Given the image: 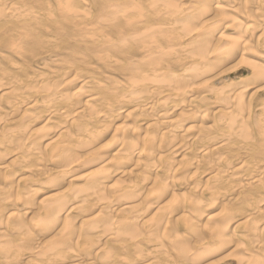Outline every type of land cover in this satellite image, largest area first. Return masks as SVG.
I'll use <instances>...</instances> for the list:
<instances>
[{"label":"bare ground","instance_id":"6f19581e","mask_svg":"<svg viewBox=\"0 0 264 264\" xmlns=\"http://www.w3.org/2000/svg\"><path fill=\"white\" fill-rule=\"evenodd\" d=\"M27 1L30 0H0V45L3 48H20L17 51L24 49L22 46L29 43L26 38L30 41L29 36L32 34H25L23 26L33 27L37 34L38 31L41 33L40 36L31 38L36 39L35 42L39 39L36 37H41L47 30L43 27L42 32L38 28L41 25L39 20L43 17H49L50 20L54 8L47 3V8L48 4L52 8L51 12L43 9L44 12L39 13L34 6L41 5L43 0H31L33 7H26ZM74 1L76 2L64 0V6V2L59 0V8L54 5L58 8V13L61 12L58 16L71 12L79 16L81 12L77 13L74 8L77 2L75 5L70 4ZM82 2L84 4L85 0L80 2L81 5ZM91 2L96 10V17L98 16L97 19L93 18L101 27L95 31L96 26L93 33H85V30L81 33H84V41L87 38L90 42L87 46L83 43L90 55L87 53L86 57L82 56L83 59L79 56L81 61L88 59V56L96 62L100 61L107 66L106 69L110 67L117 70V75L112 69L113 73L102 72L101 75L99 71L97 76L92 71L93 67L90 69L93 66L91 58L87 60L91 62L89 68L85 67L88 63L85 60V65L84 62L82 65L86 69L79 67L80 72L70 66L71 61H67L69 65L66 62L69 66L66 69L64 62L61 66L66 71L60 67L59 76L55 74L57 68H54V63L52 65L58 57L51 59L53 61L47 58L49 66L55 69L53 76L45 74L44 77L39 74V77L31 76L32 79H27L29 73L24 72L26 79H17V74V78L13 74L10 75L13 78H10L8 73L6 78H2L6 72L0 71V264H143L145 254L151 256L155 246L142 226L147 225L159 213L166 204H161L162 200L168 195L167 189L148 194L157 179V170L151 165L156 159L163 157L166 151H171L162 142L167 135L177 139L173 146L174 159L178 156H183L184 159L190 153H195L190 160L199 161L204 158L209 161V164L202 167L206 174L205 184L202 186L207 188L211 181L221 194L213 197L206 192L209 202L216 199L217 204L214 209H208L205 220L217 214L215 210L221 211L230 200L236 199L246 216L244 221L232 223L229 229L232 231L235 223L239 225L247 221L248 216L255 218L254 215L264 201V185L260 182L264 175L261 167L264 165L255 159L264 158V99L257 93L262 91L264 94V89H248L239 102L242 118L232 129L236 135L231 136V142H239L247 153L239 158L237 153L235 159V152L225 156L229 136L225 135L226 125L218 123V119L226 109L214 104V97L203 100L197 98L209 86L207 80L196 81L194 70H190L193 60L187 52V41L194 37L208 43L222 41L216 35L219 23H231L234 28L232 30L236 32L232 39L238 37L233 21L245 27L252 26L255 29L253 40L258 41L261 30L264 29V11L261 10L264 5L261 0H236L235 3L234 0ZM240 3H244L245 14L237 10ZM87 13L88 10L84 13L85 18H90ZM75 16L73 18L77 21L80 17L84 18L83 15L79 18ZM73 21L74 19L71 22ZM56 23L49 25L55 29L52 25ZM80 24H76L77 28L82 26ZM216 25L218 26L215 27ZM53 29L50 28L52 33L55 32ZM55 30L61 34V29ZM59 34L56 35L55 32V36L58 37ZM74 38L75 36L71 39ZM40 39L43 41V38ZM57 40L60 41L59 38ZM63 41H60L62 43L59 46L68 43ZM36 43L39 45L42 42ZM76 43L72 40V44ZM32 44L30 47L33 50L25 47L26 52L30 50L31 57L41 48L36 44L39 48L34 49ZM65 46L64 55L67 53ZM74 47L71 48L74 50ZM52 48L53 51L56 50L55 46ZM71 48L68 52L72 51ZM42 49L40 50L45 51L48 48ZM31 50L38 51L31 53ZM226 51L234 52L236 49ZM79 52H83L82 48ZM54 53L57 52H51L52 55ZM14 54H17L16 50ZM60 56V59H66L65 56ZM216 56L222 57L223 54L214 53V58ZM77 58L78 63L80 60ZM44 59L40 60L42 65ZM45 64L43 66L47 69L44 71H50L51 66L48 69ZM26 66L28 65L24 67ZM99 66L101 67L100 63ZM16 67L15 69L20 68ZM2 69L5 71V68ZM249 70L251 74L252 69ZM82 72L86 73L81 74ZM225 74L228 73L223 75ZM222 76L219 79L222 80ZM61 84L63 87H59ZM252 91L254 93L250 96ZM97 92L104 95L105 104L96 103ZM129 96L134 99H129ZM118 120H122L123 124L118 126ZM209 129L211 131H207ZM255 136L258 144L254 143ZM250 152L253 155L248 154ZM220 157L223 159L215 166L214 161ZM209 165H212L211 170ZM177 167L178 176H193L194 179L200 171V168L189 163L178 164ZM141 168L144 172H141ZM218 172L225 175L214 181L213 177ZM149 176L152 178L151 182L143 183L142 178L147 179ZM194 179L193 184L201 185L195 183ZM113 181L116 183L111 185ZM76 185H80L78 190ZM64 187L66 190L63 193H55ZM174 188L177 192L185 190L180 185H175ZM73 189L75 192L71 193ZM142 193L147 196L145 203L137 199ZM153 208L158 209L155 215H151ZM177 209L178 206H174L172 211ZM58 225L61 226L59 232L52 239L49 238L50 230ZM240 235L249 242V252L258 258L256 250L250 246L255 242L257 232L248 228L243 229ZM45 237L51 240L44 242ZM104 245L109 246L104 248ZM148 247L150 251L145 253ZM236 264H240L238 259Z\"/></svg>","mask_w":264,"mask_h":264},{"label":"clouds","instance_id":"9594fccd","mask_svg":"<svg viewBox=\"0 0 264 264\" xmlns=\"http://www.w3.org/2000/svg\"><path fill=\"white\" fill-rule=\"evenodd\" d=\"M261 4L264 5V0H261ZM237 10L245 14L244 3H240ZM261 10L264 11V7ZM233 24L238 32V37L235 39L227 38L218 43H208L194 37L187 41L188 56L193 60L190 70H194L196 81H215L210 83L205 92L197 98L203 100L214 97L213 103L226 109L218 119V123L226 125L225 135L229 136L226 145L228 151L225 156L245 150L239 142L236 144L231 142V136L236 135L232 129L242 118L239 102L248 89H264V29L261 30L262 34L257 41L253 40L255 29L252 26L245 27L237 21H233ZM226 49H236V51L230 52ZM214 53H222L223 56L214 58ZM244 67L251 68V74L236 71ZM224 73H232V75L224 76L223 80L219 79ZM129 99L134 97L129 96ZM96 103L105 104L102 93H96ZM157 139H159V127H157ZM162 142L167 144L171 151H166L163 157L156 159L151 165L157 170V179L148 194L167 189L169 198L159 213L147 225L142 226L151 236V243L155 246L151 256L145 254L143 264H219L216 257L226 248L233 249L236 254L234 258L238 259L240 264H264V227H261L264 226V209L260 211L259 219L248 216L247 221L240 223L235 231H229L232 223L244 221L246 216L236 199L230 200L220 212L205 220L208 209H214L217 204L216 199L209 202L206 192L211 193L213 197L219 196L221 192L211 181L205 188L193 184V176H178L179 169L173 158V146L177 143V139L167 135ZM220 159L223 157L214 161L215 166L219 165ZM188 163L201 168L209 164V161L201 158L199 161L190 160ZM261 164L264 165V161H261ZM211 167L212 165H209V170ZM161 169H163L162 173ZM141 172H144L143 168ZM261 172L264 173V167H261ZM223 175L225 173L218 172L213 180L218 181ZM151 179L150 176L147 179L142 178V182L148 184ZM260 182L264 185V175L261 176ZM175 185L184 187L185 191L177 192ZM137 199L145 203L147 196L142 193ZM174 206H178L175 212L172 211ZM248 228L257 232L255 242L250 246L256 250L258 258L249 252V242L240 235V229Z\"/></svg>","mask_w":264,"mask_h":264},{"label":"rangeland","instance_id":"374dc122","mask_svg":"<svg viewBox=\"0 0 264 264\" xmlns=\"http://www.w3.org/2000/svg\"><path fill=\"white\" fill-rule=\"evenodd\" d=\"M30 1H31V0H30ZM30 1L25 2V3H27V4H26V7H27V6H28V7H33V6H34V4H31L33 1H32L31 3H30ZM46 1H47V0H46ZM46 1L43 0L44 3H41V5H43V6H41L40 4H39L38 6H34V7H36V10H38L39 13H40V12H41V13L44 12V10H45V12H48V11L51 12L50 10H51L52 8H54V9H52V12H51L52 15H53L51 18H53V19L50 18V20H49V17H47V18L43 17V18H45V19L47 20V23H46V20L43 19V18H42L43 20H42V19L39 20V21L41 22V25H40V26L38 25V28H41L40 30H41L42 32L44 31V29H47V30H48V31L45 30V31L42 33V36H41V37H36V38H39L38 41H36V42H38V43H41V42H42L41 44L38 45V44L35 42L36 39L33 40V39L35 38V35H36V36H38V35L40 36L41 33L39 34V31H38L39 29H37V31H38V34H37V33H36V30H34L33 27H31V28H32V29H31L29 26H23V29H22V30H25L24 33H25V34L28 33V35L32 34V36H31V35L29 36V37H30V41H29V38H28V37L26 38V41L29 42V43L27 42L29 45L25 43V44H24V47L22 46V48H24L22 51H19L20 48H15L14 50H11V49H13V48L7 49L6 47H4V48H5V49H4L3 46L0 45V46L2 47V48L0 49V50L2 51V52H0V54L6 52V53L0 55V65H1V66L3 65V67H0V71H1V73H2V72H6L5 75L2 76V78H3V77L6 78V77H7V76H6L7 73H8L7 75H8L9 77H10V75H12V74H13V76H15V75L17 74L16 76H17L18 78H17L16 76L14 77V78H17V79H26L24 76L27 77V75H28V77L30 76L29 78L27 77V79H32V77H33V78L39 77L41 74L44 75V77H45L46 75H48V74H49V75L51 74V75L53 76V75H54V72H53V71H55L56 68H57V69H56V71H55V74H57V76H59V75H60V74H58V73H59V70L61 69V70L66 71V69L69 67V66H67V64H68V62L70 63V61H71V65H70V66H73V68H74L76 71H78V72H80L79 69H82V70H85L86 68L88 69L89 66H90L91 64H93V66H90V69H92V67H93L94 70H92V71H93L94 73L96 72V73H95L96 75L98 74L99 71H100L99 74H101V75H102V72H103V74H104V73H105V74H107V73H113L114 68H111V69H110V67H109V69H106L107 66H105V65H104L103 63H101L100 61H99V62H98V61L96 62L95 59L93 60V58L90 57V56L87 57L88 59L85 58V57L87 56V53H88V52H86L87 49H84L85 47H83V46H84L83 43H86L85 46H87V45H89L88 43H90V42L87 40V38H86L85 41H84V38H85V37H84V33H83L82 35H81V33H82L84 30H85V31H84L85 33H90V32L93 33L94 31H92V30H95L96 26H97V29H96L95 31L98 30L99 26L101 27V25L95 20V19H97L98 16L96 17V15H97V14H96V10H95V8L93 7V5L91 4V3H92L91 0H85L84 4H83V2H82V4H83L84 6L81 5V3H80L82 0H76L77 3H80L79 5H77V3H76L75 1H74V2H71L70 4L73 3L74 5H75V3H76V6L74 7V8L76 9V12L78 11L77 13H80V12H81V13L78 14L79 16H77V14H76V16H75V13L71 14L72 12L70 13L72 16H71L70 14H66V15H64L65 17H68L69 19H68V18H65L63 15H62L61 17L58 16V15L61 13V12L58 13V12H59V10H58V8H59V7H58L59 4L57 5V2H58L59 0H57V1H56V0H50V2H48V1L46 2ZM53 1H54V2L56 1V2L54 3ZM78 1H80V2H78ZM45 2H46V3H45ZM62 2H64V0H62ZM89 2H90V3H89ZM47 3H50V4H51L50 6L52 7V8H49L50 6H49V4H48V8H49V10H48V8H47ZM85 3H87V4H85ZM64 4H65V2L63 3V5H64ZM73 4H72V5H73ZM90 4H91V6H90ZM52 5H53V6L55 5V6H57L58 8L55 7V6L53 7ZM72 5H71V8L73 7ZM64 6H65V5H64ZM64 6H63V7H64ZM77 6H80V8L77 7ZM41 7H42V8H41ZM69 7H70V6H69V4H68V8H69ZM76 7H77V8H76ZM91 7H92V8H91ZM65 8H66V7H65ZM68 8H67V9H68ZM71 8H70V9H71ZM43 9H44V10H43ZM90 9H91V10H90ZM92 9H93V10H92ZM53 10H54V12H53ZM72 10L75 12L74 9H72ZM84 10H85V11H84ZM87 10H88L87 15H90V16H89L90 18L86 17V18H87V19H86L85 16H84V13L86 14V11H87ZM61 11H62V10H61ZM82 11H84V13H83ZM94 12H95V13H94ZM54 13H55V15H54ZM73 15H74L75 17H78V18H79L80 16H82V15L84 16L83 19H82V17H80V19H78L79 21H80V20H83L82 22H80L81 24L79 23V21H77L76 18H73ZM94 15H95V16H94ZM55 17H56V18H55ZM58 17L61 18V19L59 20ZM93 17H94L95 19H94ZM73 19H74L75 22L73 21V23H72L71 21H72ZM75 19H76V20H75ZM92 19H93L96 23H95L94 21H92ZM52 21L54 22V24H55V22L58 23L59 26L57 25V23H56V25H52V26H55V29H56V28H57V29H61V30H60V31H61L60 33H61V34H59L58 30L56 31L55 29H53L54 27H50L51 25H49V24H50V23L52 24V23H53ZM84 21H85V23H84ZM86 21H87V22H86ZM91 21H92V23H91ZM44 22H45V23H44ZM66 22H67L68 24H67ZM70 23H72L73 25L70 24ZM74 23H75V25H74ZM82 23H83V24H82ZM89 23H90V25H89ZM38 24H40V23H38ZM44 24H45L46 26H45ZM62 24H63V25H62ZM69 24H70V27H69ZM76 24H77V25H79V24L82 25L83 27H82V26H79V27H81V28H83V29L81 30L79 27L77 28V25H76ZM85 24H86L87 26H85ZM219 24H220L221 26H220ZM219 24H218V25H219L220 27H219L218 25L215 26V27L218 26V27H217V28H218V32L216 31L217 39H219V40H224V39L231 38V37L235 36L234 33H236V32L233 31V30H234L233 26H232V27L230 26L231 23H229V24H228V23H219ZM64 25H65L66 27H64ZM94 25H95V27H94ZM225 25H226V26L229 25L231 28H229V26L226 27ZM61 26H63V27H61ZM74 26H76V27H74ZM84 26H85V28H84ZM43 27H45V28L43 29ZM87 27H89L90 29L87 28ZM93 27H94V28H93ZM223 27H226V28H223ZM50 28H52L53 31L56 32V35L59 34V35L62 36V37H60V36H58V37L55 36V32L52 33V31L50 30ZM65 28H66V29H65ZM73 28H74V29H73ZM76 28H77V29H76ZM91 28H92V29H91ZM42 29H43V30H42ZM62 29L65 30V31H62ZM68 29H69V30H68ZM79 29H80V30H79ZM232 29H233V30H232ZM33 30H34L35 32H33ZM49 30H50V31H49ZM66 30H68V31H67L68 33L66 32ZM41 31H40V32H41ZM46 31H47V32H46ZM86 31H87V32H86ZM22 32H23V31H22ZM57 32H58V33H57ZM62 33H64L63 35H65L66 38H65V36L63 37ZM33 34H34V36H33ZM43 34H44V35H43ZM47 34H49V35H47ZM53 34H54V36H53ZM43 36H44V37H43ZM69 36H71V37H69ZM73 36H75V38H74V39H71ZM24 37H25V36H24ZM47 37H48V38H47ZM49 37H50V38L52 37V38H51L52 40H51ZM54 37H55V39H54ZM67 37L70 38V40H69ZM31 38H33V39H31ZM40 38H43V41H41L42 39H40ZM57 38H59V40L62 41V42H64L63 40L68 41V43H69L70 45H72V46H70V45H69L68 43H66V42L63 43L62 46H59V45H61L62 42L60 43V41H58ZM62 38H63V40H62ZM78 38H79V39H78ZM44 39H47V40H45L46 42L44 41ZM67 39H68V40H67ZM76 39H77V40H76ZM114 39H115V38H114ZM31 40H33L34 42H31ZM72 40H73V43H74V42H77L76 45L72 44ZM75 40H76V41H75ZM81 40H83V41H81ZM115 40H116V39H115ZM40 41H41V42H40ZM70 41H71V42H70ZM43 42H45V43L43 44ZM50 42H52V43H50ZM81 42H82V44H81ZM31 43H33L32 46H34V47H33L34 49L39 48V47H36L37 45L41 47L40 49H42V47L44 46L45 49L48 48V49L51 50V52H57V53H56V54L54 53V55H55V56H54V55L51 54L50 50H48V49L45 50V51H46V52L49 51V53H46L45 51H41L40 49H38L39 52H37L38 50H37V51H36V50L32 51L33 49L30 47ZM34 43H35V44H34ZM36 44H37V45H36ZM46 44H47V45H46ZM67 44H68V46H67ZM80 44H81L82 46H81ZM41 45H42V46H41ZM51 45H52V46H51ZM65 45L68 47V49H67V47H66ZM78 45H79L80 47H79ZM54 46L56 47V48H54V49H56V50L53 51V50H52V49H53L52 47H54ZM63 46H65V50H67V51H65V52H67V53H65L66 55H64ZM74 46H75V47H74ZM25 47H27L28 49H29V47H30V48L32 49V50H31V51H32L31 53H33V52H37V53H35V54L37 55V57H35V54H33L32 57H31V54H29L30 50L26 52V50H25L26 48H25ZM71 47H74V50H75V48L77 47L76 49H77L78 51H77V50L74 51L73 48H71ZM78 47L80 48V50H81V48H82V51H83L84 53H86V54L83 55V52H79L80 50L78 49ZM44 48H43L42 50H44ZM61 48H62V50H57V49H61ZM70 48H71V50H72L73 53H74V54H73L72 51H70L71 54H73L72 56H73L74 58L71 56L70 52H68V51L70 50ZM98 48H100V46H99ZM98 48H97V49H98ZM2 49L5 50V51H3ZM17 49H19V50L17 51ZM15 50H16V53H17V54H18V52H19V54H20V53H21V54H20V55H19V54H18V55H17V54L15 55V54H14ZM9 51H10V53H9ZM7 52H8V53H7ZM12 52H13V53H12ZM22 52H23V53H22ZM59 52H60V53H59ZM62 52H63V53H62ZM100 52H101V48H100V50L98 51V53H100ZM26 53H27V54H26ZM41 53H42L43 55H42ZM45 53H46V55H44ZM68 53H69V54H68ZM75 53H77V54H75ZM79 53H80V54H79ZM38 54L41 55V56L38 57ZM50 54H51V55H50ZM57 54H58V55H57ZM9 55H10V56H9ZM25 55H26V56L28 55V57H26L27 59H26L25 57H23V56H25ZM49 55L51 56V58H50ZM56 55H57V56H56ZM60 55H62L63 57L65 56L67 60L65 59V60H66V61H65L64 58H61V59H60V57H61ZM79 55L81 56V58H82V56H85L84 58H85L86 62H88V63H86V65L88 64V66L85 65V60L81 61V58H80ZM88 55H90V54L88 53ZM15 56H17V57H15ZM18 56H19V57H18ZM33 57L36 58V59H34ZM56 57H58V59H59L60 61H59ZM70 57H72L71 60H70ZM77 57H78V58H77ZM18 58H19V59H18ZM29 58H30V60H29ZM37 58H38V59H37ZM43 58H45L44 60L46 61V62H45V61L43 62V65L46 63V64H47L46 67H48V69H50V66H51V65L49 66V64L47 63V61L50 63V61H53V60H51V59H53V58H54V60L57 59V60H55L54 62H52V65H53V63H54V68H55V69L52 68V66H51V68L54 69V70L50 69V71H52L53 73H52V72L50 73L49 70H48L49 72H48V71H47V72L44 71V70H46L47 68H45V66H43V65L41 64L42 62H40V60H42ZM47 58H48L50 61H49ZM75 58H77V59L80 60L81 62L78 61V63H77V60H76ZM79 58H80V59H79ZM90 58L92 59L91 62L93 61L92 63H91L90 61H87V60H90ZM31 59H32V60H31ZM33 59H34V60H33ZM68 59H69V60H68ZM74 59H75V60H74ZM82 59H83V58H82ZM63 60H64V61H63ZM22 61H23V62H22ZM25 61H28V62L26 63ZM31 61H32V62H31ZM36 61L38 62L37 64H36ZM56 61H58L59 63L57 62V64H56V63H55ZM61 61H63L62 64H60ZM67 61H68V62H67ZM24 62H25L26 64H25ZM64 62H65L66 69H65L64 66H63L64 69H62V66H61V65H64V64H63ZM66 62H67V64H66ZM74 62L76 63V67H77V69H76V67H75V63H74ZM82 62H84V65H85L86 68H83L84 66L82 65ZM22 63H23V64H22ZM90 63H91V64H90ZM96 63H97L98 65H97ZM99 63L101 64V67L99 66ZM29 64H30V65H29ZM46 64H45V65H46ZM80 64H81V65H80ZM94 64H96V65H95L96 67H94ZM16 65H17V67H20V68H17ZM19 65H20V66H19ZM22 65H23V66H22ZM25 65H28V66L24 67ZM36 65H37V66H36ZM55 65H58V66H55ZM68 65H69V64H68ZM12 66H15L17 69H15V67H12ZM21 66H22V68H21ZM41 66H43L44 69H43ZM103 66H105V67H104L105 69H103ZM23 67H24V68H23ZM60 67H61V68H60ZM79 67H80V68H79ZM81 67H82V68H81ZM97 67H98V68H97ZM1 68H5V69H4L5 71H3V69L1 70ZM7 68H8V69H7ZM26 68H27V70H26ZM59 68H60V69H59ZM78 68H79V69H78ZM96 68L98 69V71H96V70H97ZM18 69H20V70H18ZM41 69H42L44 72H43ZM112 69H113V71H112ZM115 69H116V68H115ZM6 70H7V71H6ZM11 70H12V71H11ZM16 70H18V71H16ZM29 70H30V72H29ZM39 70H40V71H39ZM57 70H58V72H57ZM104 70H105V71H104ZM109 70H110V71H109ZM238 70H239V71H245V72H247V73L250 74L249 67L238 68ZM238 70H237V71H238ZM14 71H15V72H14ZM35 71H36V72H35ZM38 71H39V72H38ZM41 71H42V73H41ZM64 71H63V73H65ZM107 71H108V72H107ZM116 71H117V70L114 71V72L116 73V74L114 73L115 75H117V73H118V72H116ZM18 72H19V73H18ZM24 72H25V73L27 72V73H29V74L26 73L27 75H25ZM56 72H57V73H56ZM61 72H62V71H61ZM61 72H60V73H61ZM21 73H22V74H21ZM36 73H38V74L36 75ZM63 73H61V74H63ZM83 73H86V72H82L81 74H83ZM3 74H4V73H3ZM23 74H24V76H23ZM39 74H40V75H39ZM45 74H46V75H45ZM95 74H94V75H95ZM114 74H113V75H114ZM1 75H2V74H1ZM231 75H232V73H228L227 75L225 74V76H231ZM13 76H11L10 78H13ZM31 76H32V77H31ZM55 76H56V75H55ZM55 76H54V77H55ZM97 76H98V75H97ZM9 77H8V78H9ZM41 77H43V76H41ZM222 77L224 78V75H223ZM0 78H1V77H0ZM8 78L5 79V80L7 81ZM222 80H223V79H222ZM208 82H209V83H208ZM210 83H215V81H211V82H210V81L207 80V85H208V86L210 85ZM118 90H119V89H118ZM254 91H255V90H254ZM254 91H252V92L250 93V96L254 93ZM257 93L259 94V97H261V99H264V98H263V97H264V94H263L262 91L257 92ZM2 103H3V102H2ZM34 109H35V108H34ZM245 110H246V109H244V111H245ZM33 111H35V110H33ZM33 111H32V112H33ZM37 112H38V110H37ZM37 112H35V113H37ZM38 113H39V112H38ZM140 114H141V113H140ZM140 114H139V115H140ZM39 115H40V114H39ZM42 115L44 116V114H41V116H42ZM209 118H211V117H208V119H209ZM122 124H123L122 120H118L117 125L119 126V125H122ZM256 137H257V136H255V138H254L255 141L258 139V138L256 139ZM255 141H254V143H255V144H258V141H256V142H255ZM235 153H236V154H234V155H235L234 159L236 158L237 153L239 154V155L237 156V158H239V157L242 156V154L245 155V154L247 153V150L245 149V150H242V151H237V152H235ZM192 154H193V153H192ZM192 154L190 153L189 155L185 156V157H187V158L184 157V159H182L183 156H182V157H181V156L176 157V158L174 159L175 162H176V165H178V164L180 165V164H182V163H186V164H187V163L189 162L188 160H190L191 157H193L195 153L193 154V156H192ZM248 154L253 155L252 152H250V153H248ZM198 156H200V153H199V152H198ZM181 159H182V160H181ZM185 159H186V160H185ZM187 159H188V160H187ZM255 159L258 160V161H263V160H264V158H259V157H258V158H255ZM255 159H254V160H255ZM260 159H261V160H260ZM12 160H13V159H12ZM202 167H203V166H202ZM202 167L200 168V171L197 172V174H196V176H195L196 179H194V182H195V183L197 182V183H200L201 185H204V184H205V179H206V174H205L204 171L202 170ZM201 170H202L203 172H202ZM201 173H202V174H201ZM198 181H199V182H198ZM201 182H202L203 184H202ZM114 183H116V182L113 181V182L111 183V185L114 184ZM81 185H82V184H81ZM79 186H80V185H78V186L76 185L77 190L79 189ZM67 187H68V186H66V188H67ZM66 188L64 187L62 190L55 191V193H58V192H62V193H63L64 190H66ZM72 188H74V187H72ZM72 188H71V189H72ZM71 189H70V190H71ZM74 189H75V188H74ZM74 189L71 191V193H72V192H75ZM183 191H185V190H180V192H183ZM66 192H67V191H65V193H66ZM168 198H169V195L165 196V197L163 198L161 204L167 203L166 201H168ZM161 204H160V205H161ZM153 207H155V206H153ZM153 209H154V208H153ZM259 209H260V210H258V213L254 215L256 219H259V218H260V211H261L262 209H264V203H262V204L259 206ZM153 211H154V212H152L151 215H155V214L158 212V209H156V210L154 209ZM219 211H220L219 209H218V210H215V213H218ZM82 221H83V218H82ZM58 226H59V225H58ZM58 226L54 228L55 230H54V229H53V230H50V233H51V234L48 235L49 238L51 237V239H52L53 237L56 236V234H57V233L59 232V230L61 229V226H59V227H58ZM261 227H263V226H261ZM237 228H238V223H235L234 226L232 227V231L237 230ZM239 231L241 232V231H243V229H240ZM49 238H46V237H45V240H43V241H44V242H47V241H48L47 239H49ZM51 239H49V240H51ZM108 246H109V245H108ZM108 246H107V245H104V248H105V247H108ZM226 249H227V248H226ZM223 250H224V249H223ZM149 251H150V248L148 247V248L146 249V252H145V253H147V252H149ZM235 255H236V254L234 253L233 249H232V248H228L227 250H225V251L219 253V255L216 257V259L219 261V264H234V262H235V264H236V259L234 258Z\"/></svg>","mask_w":264,"mask_h":264}]
</instances>
